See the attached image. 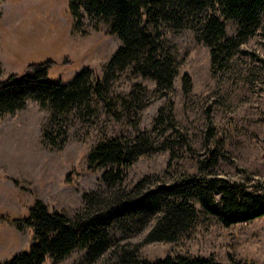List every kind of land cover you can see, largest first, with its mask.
Here are the masks:
<instances>
[{"label":"rangeland","instance_id":"374dc122","mask_svg":"<svg viewBox=\"0 0 264 264\" xmlns=\"http://www.w3.org/2000/svg\"><path fill=\"white\" fill-rule=\"evenodd\" d=\"M0 12V81L47 60L54 64L47 75L50 82L68 85L83 68L91 69L92 81L102 79L120 45L105 23L83 18L73 27L67 0H1ZM225 22L227 36L236 38L237 26ZM162 45L178 71L166 94L128 71L115 75L104 96L111 110L92 98L81 110L51 122L48 108L27 100L23 109L0 118V263L28 252L33 230H19L16 221L28 215L35 200L49 212L73 218L83 194L107 192L100 181L104 169L89 170L87 158L93 147L112 138L131 141L144 133L153 147L125 170V192L144 178L154 188L198 176V162L212 151L217 178L264 192V12L255 34L221 68L213 69L209 48L197 43L192 31H166ZM185 75L192 84L188 96L182 88ZM136 85L141 86L140 102L122 111L121 100ZM47 128L53 145L42 141ZM145 234L117 232L116 237L120 244L137 246L139 257L151 262L181 256L212 258L218 264H264V218L223 227L201 214L176 242L145 243ZM84 253L77 248L61 262L47 258L44 264H83Z\"/></svg>","mask_w":264,"mask_h":264},{"label":"trees","instance_id":"16d2710c","mask_svg":"<svg viewBox=\"0 0 264 264\" xmlns=\"http://www.w3.org/2000/svg\"><path fill=\"white\" fill-rule=\"evenodd\" d=\"M1 2V0H0ZM73 27L83 18L105 23L109 34L120 45L108 60L102 79L91 80L93 72L83 68L72 82L47 80L51 60L28 64L21 75L12 74L0 81V118L24 108L27 100L48 108L50 121L81 110L92 98L101 99L110 110L108 93L115 75L130 72L150 80L155 92L172 90L178 74L173 56L163 49L164 32L192 31L195 40L209 48L211 66L223 67L230 53L258 30L264 0H67ZM1 19V12H0ZM225 21L233 22L237 37L226 34ZM186 96L191 93L190 78H182ZM140 85L122 99L120 108L129 111L141 98ZM160 119L157 117L156 122ZM42 141L53 145L51 129L42 131ZM153 147L146 134L133 140L112 138L93 147L87 158L89 170H102L101 183L107 192L82 195L83 205L73 218L53 211L35 200L28 215L16 221L17 228H31L33 243L0 264H44L47 258L61 262L77 248L85 251L83 264H218L214 259L166 257L154 262L141 259L137 246L120 244L117 232L138 235L144 242H176L194 227L201 214L223 227L264 218V192L256 186L228 182L213 174L216 152L198 162V176L181 177L169 184L150 188L144 178L130 190H122L124 172ZM194 202L201 210L196 209Z\"/></svg>","mask_w":264,"mask_h":264}]
</instances>
